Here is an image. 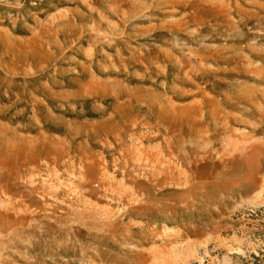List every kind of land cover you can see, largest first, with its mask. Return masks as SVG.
I'll return each mask as SVG.
<instances>
[{
	"label": "rangeland",
	"instance_id": "obj_1",
	"mask_svg": "<svg viewBox=\"0 0 264 264\" xmlns=\"http://www.w3.org/2000/svg\"><path fill=\"white\" fill-rule=\"evenodd\" d=\"M0 264H264V0H0Z\"/></svg>",
	"mask_w": 264,
	"mask_h": 264
}]
</instances>
